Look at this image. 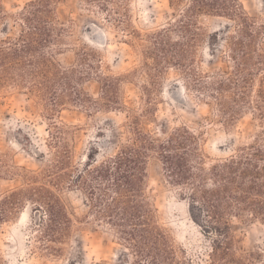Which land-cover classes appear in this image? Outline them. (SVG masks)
I'll list each match as a JSON object with an SVG mask.
<instances>
[{"label":"trees","instance_id":"1","mask_svg":"<svg viewBox=\"0 0 264 264\" xmlns=\"http://www.w3.org/2000/svg\"><path fill=\"white\" fill-rule=\"evenodd\" d=\"M60 1L27 0L13 16L18 33L0 39V93L31 94L50 121L49 158L39 170H4L6 159L0 153V179L23 181L0 194V223L32 202L40 213L35 225L38 247L47 254L60 253L74 225L61 194L79 189L93 220L114 230L129 251L128 264H196L182 258L146 194L148 164L156 157L168 180L188 196L194 220L214 235L207 264H264V244L247 249L232 228L233 218L264 224V18L249 15L241 0H169L178 12L175 20L143 36L127 13L128 0H83L89 11L102 14L122 33L146 41L136 72L146 74L148 83L142 85V101L134 109L123 97L127 77L110 74L96 50L82 47L72 65L57 59L69 31L58 18ZM205 15L234 22L215 43L219 46L213 55L220 52L223 65L213 71L199 65L204 36L199 19ZM6 17L0 0V23ZM171 68L182 75L186 91L213 105L225 123L234 125L250 114L258 127L251 140L231 157L206 167L201 138L188 126L164 136L147 130L144 124L156 110V90ZM92 78L100 84L98 98L84 87ZM67 107L89 113L100 108L126 111V141L102 159L88 153L85 163L77 162L78 126L58 117Z\"/></svg>","mask_w":264,"mask_h":264},{"label":"rangeland","instance_id":"2","mask_svg":"<svg viewBox=\"0 0 264 264\" xmlns=\"http://www.w3.org/2000/svg\"><path fill=\"white\" fill-rule=\"evenodd\" d=\"M26 2L3 0L7 17L0 23V39L18 33L19 26L13 16ZM241 2L249 15L264 18V0ZM126 6L133 27L143 36L164 28L178 15L169 0H128ZM57 14L69 30L63 37L57 59L64 65H72L82 47L96 50L110 74L127 77L122 85L123 97L129 107L137 109L143 97L142 85L148 83L146 74L136 72L142 60L141 46L146 45V41L122 33L104 20L102 14L89 11L83 0H61ZM199 22L204 31L198 48L199 65L205 71H213L223 65L220 52L213 55L219 46L215 43L225 38V32L233 28L234 22L210 15L201 16ZM84 87L94 97H99L100 84L96 78L85 82ZM155 97L156 110L144 124L145 128L157 136H164V132L188 126L201 138L206 167L231 157L258 129L250 114L234 125L225 123L213 105L200 102L186 91L182 75L174 68L162 76ZM58 117L78 126L74 146L79 163H85L88 153L99 154L100 159L115 153L128 135L126 111L100 108L89 113L67 107ZM49 122L31 94L17 90L0 93V153L6 159L4 170L21 167L39 170L44 166L49 158ZM22 183L20 177L0 179V194ZM146 194L161 223L172 233L182 258L207 264L214 235H208L194 220L188 196H183L182 190L168 180L156 157L148 164ZM61 196L74 223L70 238L62 244V251L47 254L38 247L35 225L40 213L28 202L16 216L0 223V264H128L129 251L114 230L93 220L84 192L67 188ZM232 222L243 247L252 249L264 244L263 223L239 218H233Z\"/></svg>","mask_w":264,"mask_h":264}]
</instances>
